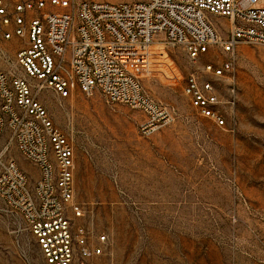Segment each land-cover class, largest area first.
<instances>
[{
    "label": "rangeland",
    "instance_id": "rangeland-1",
    "mask_svg": "<svg viewBox=\"0 0 264 264\" xmlns=\"http://www.w3.org/2000/svg\"><path fill=\"white\" fill-rule=\"evenodd\" d=\"M213 19L226 38L228 20ZM12 43L1 69L16 61L18 44ZM217 52L225 56L220 47ZM171 55L182 75L196 69L182 46ZM234 75L237 103H224L233 127L201 116L184 93V80L143 79L153 99L177 111L172 123L149 136L139 131L140 110L99 92L75 90L67 99L50 89L39 92L74 146V201L85 211L75 222L109 236L92 264H264V44H239ZM220 84L227 101L228 82ZM10 154L39 176L15 145ZM0 264H47L22 216L2 198Z\"/></svg>",
    "mask_w": 264,
    "mask_h": 264
},
{
    "label": "built area",
    "instance_id": "built-area-1",
    "mask_svg": "<svg viewBox=\"0 0 264 264\" xmlns=\"http://www.w3.org/2000/svg\"><path fill=\"white\" fill-rule=\"evenodd\" d=\"M214 17L228 20L226 38ZM12 42L16 61L0 68V198L22 216L47 264H92L109 236L75 222L85 211L74 201V146L39 92L50 89L67 99L75 89L97 91L108 102L140 110L139 131L149 136L172 123L177 111L153 99L143 79L184 80V93L201 116L233 127L224 103H237V47L264 44V0H0L1 59ZM178 45L196 66L186 75L171 55ZM211 50L212 59L199 68ZM222 79L227 101L218 90ZM13 145L37 166L36 179L10 154Z\"/></svg>",
    "mask_w": 264,
    "mask_h": 264
},
{
    "label": "bare ground",
    "instance_id": "bare-ground-1",
    "mask_svg": "<svg viewBox=\"0 0 264 264\" xmlns=\"http://www.w3.org/2000/svg\"><path fill=\"white\" fill-rule=\"evenodd\" d=\"M75 90H78V89H75ZM96 92H97V91H96ZM96 92H95V93H96ZM93 94H94V93H93ZM91 95H92V94H91Z\"/></svg>",
    "mask_w": 264,
    "mask_h": 264
}]
</instances>
